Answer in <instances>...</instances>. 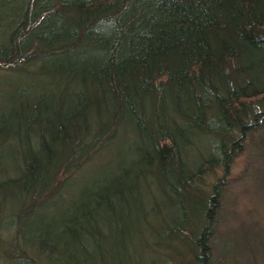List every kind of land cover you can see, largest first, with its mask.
<instances>
[{"label": "trees", "instance_id": "1", "mask_svg": "<svg viewBox=\"0 0 264 264\" xmlns=\"http://www.w3.org/2000/svg\"><path fill=\"white\" fill-rule=\"evenodd\" d=\"M247 144L264 0H0V264H212Z\"/></svg>", "mask_w": 264, "mask_h": 264}, {"label": "rangeland", "instance_id": "2", "mask_svg": "<svg viewBox=\"0 0 264 264\" xmlns=\"http://www.w3.org/2000/svg\"><path fill=\"white\" fill-rule=\"evenodd\" d=\"M253 152L247 144L230 167L229 185L210 240L212 264H264V156L248 162L244 156ZM220 174L217 170L207 175L205 182Z\"/></svg>", "mask_w": 264, "mask_h": 264}]
</instances>
